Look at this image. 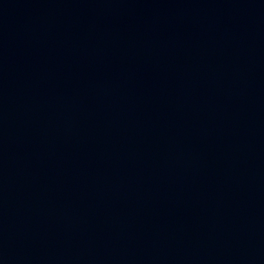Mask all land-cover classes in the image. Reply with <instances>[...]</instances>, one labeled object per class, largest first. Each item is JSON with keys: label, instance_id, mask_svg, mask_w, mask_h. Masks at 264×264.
I'll use <instances>...</instances> for the list:
<instances>
[{"label": "water", "instance_id": "95a60500", "mask_svg": "<svg viewBox=\"0 0 264 264\" xmlns=\"http://www.w3.org/2000/svg\"><path fill=\"white\" fill-rule=\"evenodd\" d=\"M0 264H264V0H0Z\"/></svg>", "mask_w": 264, "mask_h": 264}]
</instances>
